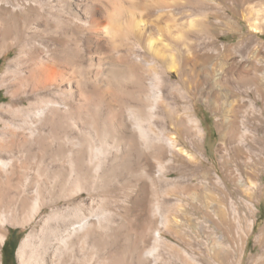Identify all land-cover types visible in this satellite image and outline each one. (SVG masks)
Wrapping results in <instances>:
<instances>
[{
	"label": "bare ground",
	"instance_id": "6f19581e",
	"mask_svg": "<svg viewBox=\"0 0 264 264\" xmlns=\"http://www.w3.org/2000/svg\"><path fill=\"white\" fill-rule=\"evenodd\" d=\"M96 1L103 13L88 0H0V55L14 52L0 76L1 81L14 76L10 100L0 106L11 117L7 125L12 128L6 130L9 139L0 141V221L10 215L17 218L10 223L21 224L64 201L62 229L38 264H91L87 241L108 264H156L159 247L174 249L164 234L175 233L170 227L178 230L181 224L168 215L167 204L154 197L142 233L134 234L122 256L107 242L103 216L88 213L89 206L78 208L74 198L87 191L88 204L98 208L105 203L109 176L138 172L148 180L145 190L197 194L199 205L194 207L202 214V231L211 255L219 258L221 239L230 237L233 224L230 194L241 192L248 200L264 195L259 182L264 57L256 53L250 62L219 63L211 76L218 49L206 52L201 41H210L217 30L220 5L229 15L234 0ZM249 14L251 31L264 33L263 9L251 7ZM223 25L230 28L232 23L226 19ZM173 73L176 85L159 83L158 75ZM150 74L155 80H149ZM192 80L197 94L218 100L208 106L216 116L222 173L214 165L213 172L203 169L205 130L182 95ZM259 101L262 108L256 106ZM99 106L110 117L106 131L96 116ZM173 157L192 170L186 181L172 180L178 169L170 164ZM220 225L223 235L218 234ZM259 233L264 240V222ZM4 238L0 230V247Z\"/></svg>",
	"mask_w": 264,
	"mask_h": 264
},
{
	"label": "rangeland",
	"instance_id": "374dc122",
	"mask_svg": "<svg viewBox=\"0 0 264 264\" xmlns=\"http://www.w3.org/2000/svg\"><path fill=\"white\" fill-rule=\"evenodd\" d=\"M88 1L91 7L98 8L103 13L102 7L96 0ZM233 4L234 12L229 15L224 13L223 5H220L222 7V11H220L221 15L214 20L218 26L217 30L212 31L210 41L207 39L206 41H201L203 50L206 52H213L214 48L218 49L217 56H219L215 57L214 65H210L211 69L209 68L211 76L215 74V66L219 63L225 64L232 61L250 62L256 53H258V57H264V33L251 31L250 22L253 20L249 14L251 7L262 8L264 11V0H234ZM151 13L152 15L156 14L155 11ZM226 19L232 23L230 28H226L223 25ZM13 55V51L0 55V76ZM103 68V70L107 71L110 66L109 64H105ZM199 73L201 78L203 73ZM160 75H158L159 83L162 84L165 80H168L172 84H177L176 74L173 73L168 78L166 75L165 77ZM13 77L12 74L4 81L0 80V106L6 105L10 100L9 94L13 88L11 84ZM149 77V80H155L153 74H150ZM189 80H191L190 77ZM193 81L186 86V91L188 90L189 92L183 91L182 95L185 97L184 101L188 102L186 105L194 110L195 116L200 120L205 130L206 136L204 139V149L202 150L203 169H210L213 172L214 165L216 166V170L222 173L217 163L216 146L218 143V132L215 126L216 116L208 106L215 105L218 103V100L211 94H208V96L197 94L196 90L194 91L193 84L195 82ZM164 89L165 94H167V88L165 87ZM169 100L171 104H174L172 97ZM176 103L181 106L184 104L181 99H178ZM256 106L257 108H262V102H257ZM96 110L98 111L96 116L98 122H100L99 125L105 131L108 130L111 124L107 109L99 106ZM85 117L92 119L90 115H86ZM9 121H11V117L8 113L0 111V141L9 139V134L6 131L12 129L7 125ZM0 158H3L2 153H0ZM170 159V164L178 166V169L175 168L172 172V180L183 181L185 174H189L192 170L190 167L185 166L181 159L176 157ZM262 168L259 182L264 186V165ZM118 174L111 175V178L110 176L108 177L110 190L108 189L104 193L105 203L102 206L98 208L95 204L90 206L88 204L90 203L89 192L87 191H81L74 198L78 202L77 204H80L78 208L89 206V208L87 207L88 213H96L103 216V230L107 234V242L114 247L119 255H126L127 249L135 240L134 234L139 237L142 233L145 219L150 217L149 214H151L153 209L154 199L157 197L168 205V215L181 219V224L178 230H175L173 226L170 227L175 233L166 232L164 234L168 239V243L175 250H169L164 246L159 247L158 253L160 258L156 264H189L190 261H196L198 264H209L207 259L212 260L213 264H264V240L261 239L259 233L264 222V195H256L252 201L248 200L241 192L234 191L230 194L228 205L233 204L230 205L232 208L231 220L233 222V224L231 223V233L230 237L223 236L219 247L221 254H219V258H214L211 255V248L207 244V234L202 231V214L194 207L199 205L196 198H194L197 194L192 192H167V194L166 192L160 193V191L156 193L153 190L144 189L142 185L145 182L148 183V180L141 173L123 172ZM184 181H186L185 178ZM230 187H232L231 184ZM149 199L152 201L149 202ZM143 200H147L148 203L145 201L144 205L140 204L143 203ZM247 200L250 202V205H246ZM95 201L93 200V202ZM65 207L64 201H60L58 205L55 202L53 206L44 207L36 216L21 224L10 223V219H17L10 215L3 222L0 221V230L5 232L4 242L7 240L5 250L2 249L4 242L0 247V264H38L53 235L55 234L56 237L57 232L62 229V215L60 211H65ZM250 222L252 223L250 224ZM219 227L218 234L223 235V227L221 225ZM208 229L210 231L212 227L209 226ZM176 231H179V233ZM137 237L136 239H138ZM24 239L26 241L22 245ZM13 246H15L14 257H12ZM96 253L95 245L91 241H87L85 248L86 260L91 264H108L106 258H101ZM186 258L188 262L184 263V259Z\"/></svg>",
	"mask_w": 264,
	"mask_h": 264
},
{
	"label": "trees",
	"instance_id": "16d2710c",
	"mask_svg": "<svg viewBox=\"0 0 264 264\" xmlns=\"http://www.w3.org/2000/svg\"><path fill=\"white\" fill-rule=\"evenodd\" d=\"M6 244H7V240H5V242H4V244H3V250H5V246H6ZM13 251H12V257H14V251H15V246H13V249H12Z\"/></svg>",
	"mask_w": 264,
	"mask_h": 264
}]
</instances>
